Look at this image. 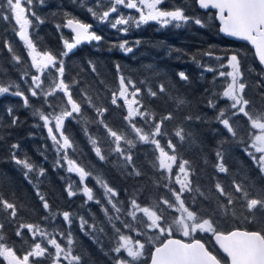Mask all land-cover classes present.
<instances>
[{"label": "trees", "instance_id": "obj_1", "mask_svg": "<svg viewBox=\"0 0 264 264\" xmlns=\"http://www.w3.org/2000/svg\"><path fill=\"white\" fill-rule=\"evenodd\" d=\"M86 1L90 0H85V5H87ZM103 3L106 9L109 0H103ZM2 4L3 0H0V7ZM77 4V0H32L31 5L23 4V6L31 17L29 38L33 40L37 51H49L57 55L58 59L65 62L63 77L65 82L72 84L76 81L70 91L73 99L81 103L83 115L74 114L73 117L66 118L63 131L74 141L76 149L75 152L69 149L68 157L92 173L83 183L78 174L68 172V164L62 154L60 163H57L58 154L48 134V127L40 120L39 115H34L36 109H40L45 114H58L65 106L70 110L63 92L57 91L48 97L43 95L54 87V82H58L59 74L54 68L38 73L31 66L29 49L16 35L15 20L6 8H3V12L10 15V19L0 18V85L8 86L10 83L14 85L9 93L0 94V196L15 203L18 211L17 217L12 222L3 219V214H0V219H3L5 225L0 231L3 232L6 243L14 246L17 255L23 256L29 250L32 237L25 228L22 229L24 239H21L15 235L16 229L21 223H32L39 225L50 236H55L64 248L68 247V234L71 232L73 254L81 255V264H115L118 256H126V254L123 250L119 254L111 250L116 246L118 236L112 223H109L108 216L113 218L119 216V220L113 219L116 227L123 234L143 242L145 236L139 231L124 228L121 223L124 221L139 229V225L127 215L130 211V200L137 199L142 207L160 202L161 207L166 208L167 206L160 200L161 197L174 202L175 198L165 185H169L173 190H179L176 175L179 172L181 159L189 161V179L193 188L192 192L186 191L182 196L186 206L191 205L195 198L194 210L199 208L211 210L215 206L214 203L206 200L200 192L205 196L210 192L218 196L215 189L217 182L234 196L240 194L235 193L233 181L242 183L246 187L254 184L255 187H249L248 191L251 197H256L264 189V173H261L253 156L248 154L254 153L250 147L252 142L250 134L255 133L256 130L252 129L248 117L242 113L232 116L233 110L230 107L232 101L222 95L229 82L227 75L230 71L229 57L238 54L241 82L245 83L243 95L251 102L250 106H246V110L253 116L258 112H264V73L257 64L250 46L224 38L219 32L215 12L200 10L196 0H170L168 9L181 7L189 17L201 19L203 26L194 22L182 23L180 27L175 23L162 26L159 23L147 22L138 27L129 25V31L121 34L109 29V26L103 27L99 24L101 28L98 34L103 37L99 43L80 44L68 56H61L60 54L65 51L64 40L72 42L71 33L63 28L65 19L74 17L89 22L94 17L91 16L92 12L82 13L81 7ZM88 7L93 10L94 4L90 2ZM94 12L101 14L96 8ZM36 17L40 19L37 20ZM95 19L96 16L94 17L96 23ZM109 31L113 33L107 34ZM124 41H127V46L132 48L131 52L125 53L118 47H112ZM136 41L140 43L137 44ZM8 46L11 47V51ZM13 56H19L20 61H15ZM89 61L94 62L96 72L92 71ZM117 65L120 66L119 71ZM180 72L185 73L187 80L180 79L178 75ZM33 75H40L42 82V87L35 89L38 92L36 97L31 96L29 91V88H35L32 83ZM120 76L131 79L135 85V87L128 86V99L130 100V97L133 99L131 93L136 87L140 88L141 92L135 99L143 106L141 110L154 114L148 124L139 116L135 117L137 127L150 132L154 128L152 121H159L167 113H172L173 119L166 120L162 124L164 134L156 137L161 147H164L169 154H172V150L167 147L168 141L171 140L177 146L178 160L173 165L171 174L159 169L157 159L159 150L150 142L137 140L135 147L129 148L121 141V147L126 150V154L127 151L131 152L133 164L140 172L139 176L129 175L128 173L133 171L132 165H127L125 168L126 162L113 151L116 146L114 138L108 135L107 129L99 123V120H104L108 127L118 134H124L129 139H137L135 132L124 119L127 115V105L124 98L118 94ZM161 84L173 96H183L188 103L177 110L174 103L168 99L167 93L159 92ZM15 85L19 86L18 89ZM149 87L157 92L156 97L147 94ZM17 90L28 97L29 107L24 106L22 97L12 94ZM85 92L91 96L95 107L89 106L83 100ZM113 92L117 93L116 104L112 103ZM210 99L217 105L215 108L208 106ZM97 107L106 109L103 116L97 115ZM9 109L12 110L11 114ZM222 109L225 110L226 118L230 119L237 132L235 137L215 119ZM189 115L193 119L185 120ZM197 116L201 119H195ZM13 117L18 119L14 125ZM85 119L89 121L87 125L84 123ZM49 126L53 128V133L59 139V133L55 130V121L51 120ZM177 128H183L185 133L192 132L195 144L190 143L191 138L187 136L186 141L181 142L179 137L175 136ZM89 135L97 139V146L101 148L105 160L102 161L95 155L88 139ZM13 144L18 145V148L13 149ZM246 148L248 151H245ZM218 151L223 153V163L228 169L226 173H220L216 167L221 162L216 155ZM13 152L17 158H27L35 165L36 171L29 173L28 178L25 177L27 169L12 160ZM153 163L156 164L155 167ZM40 168L44 169L43 175L39 172ZM97 176L102 177L103 181L116 191L117 195L113 197V203L122 209L120 213L115 212L108 203L104 189L96 181ZM84 184L93 190L95 197L93 201H88L83 194ZM69 185H72L71 190L75 193L71 197L68 196ZM197 187L200 192L195 191ZM38 192L48 201L50 212L43 208ZM221 200L226 202L223 197ZM104 208L108 209V216L105 215ZM65 211L72 214L70 224L63 218L62 213ZM167 214L171 218L177 216V211L169 209ZM255 215L258 222L252 223L245 221L239 212L235 218L229 215L227 219L220 221L219 228L221 231L235 227L258 230L264 227V209H256ZM137 216L148 222L147 217L142 213H137ZM45 217L47 219H44ZM81 218L87 221L83 230ZM154 231H149L148 234L152 235ZM61 232L64 235L58 234ZM173 235L179 236L176 232ZM165 236L166 234L161 236L155 244ZM194 236L199 237L210 251L225 260V256L212 243L211 233H197ZM42 243L51 253H55V249L47 245L46 240ZM153 246L154 244L146 245L145 255L136 264H147ZM2 260L0 258V261ZM36 264H51V260L47 257L41 258ZM60 264H69L68 260L63 259V255Z\"/></svg>", "mask_w": 264, "mask_h": 264}, {"label": "snow or ice", "instance_id": "obj_2", "mask_svg": "<svg viewBox=\"0 0 264 264\" xmlns=\"http://www.w3.org/2000/svg\"><path fill=\"white\" fill-rule=\"evenodd\" d=\"M164 0H109L112 5L108 10L103 11L102 14L92 12L93 16L99 15L101 21L108 19L110 13H115L117 11L118 5H124L128 9H137L139 11V17L135 20L137 26L147 23L149 21H157L162 26L175 23L177 27H180L182 23L194 22L197 25H202V21L199 18L189 17L185 14V11L181 7H175L173 10H163L160 5ZM199 6L203 9H216L217 17L221 22L220 31L228 36L237 37L242 40L248 41L254 46L256 56L259 59L261 65H264V0H197ZM23 4H32V0H3L2 7H0V18L4 20L10 19V15L14 18L16 25L19 26V31L17 35L21 40L24 41L25 45L29 49L28 55L31 57V66L35 68L38 73H44L49 68H54L59 74L60 79L58 82H54V87H51L49 91L44 92L45 97L53 95L57 91L63 92L64 96L67 97V105H70V110L67 106L63 107L58 114L48 113L45 114L40 109H36L34 115H39L40 120L44 122V125L48 127V134L53 141V146L58 154L57 163H60V156L67 161L68 172L76 173L79 175L81 183H83L86 177L91 176L90 171H86L84 167H81L76 163L75 160L68 157V150L72 149L73 152L76 151L74 146V141H72L69 136L64 134L63 124L66 118L73 117L74 114L83 115L81 103L73 99L72 92L70 89L76 81L72 84L66 83L63 79L65 74V62L62 59H58L57 55L52 52L37 51L33 40L29 38V25L32 23L31 20L25 15L26 9ZM3 8H6L8 14H4ZM146 10V11H145ZM33 15H35L33 13ZM39 20V17H36ZM133 18L119 17L116 19L115 23H112V27L116 28L117 25H129L132 23ZM42 22V21H41ZM67 26L75 33L72 42L64 40V49L60 55L68 56L69 53L80 45L84 41H101L102 37L97 35L95 32L91 31V25L87 23H82L79 20L68 19ZM121 31H127V28L120 29ZM137 44L140 41H136ZM128 42L124 41L118 45H112V47H118L125 53L132 51L131 47L127 46ZM7 46V45H6ZM9 51L11 47L8 46ZM210 54V53H209ZM13 59L17 62L20 61L19 56H13ZM219 59V57H217ZM89 65L92 67V71L96 72V67L94 62L89 61ZM57 64L59 67H57ZM229 64L232 71L227 75L231 77V83L228 84L227 88L223 91V97L232 101L230 107L233 110L232 116H236L238 113H242L245 117H248L252 129L258 130L255 133L250 134L252 143L251 148L255 149V152L261 155L257 159L254 153L249 152L248 154L253 156L256 163L260 167L261 173H264V112H258L255 116L251 115L249 111L246 110V106H250L251 102L245 99L243 92L245 89V83L241 82V69L240 60L238 59V54H233L229 57ZM119 65H117V70L119 71ZM211 71V69H209ZM27 75V73H24ZM181 80H187V76L184 72L178 73ZM224 75V73H221ZM127 78L120 76L119 79V96L124 98V102L127 105V115L124 119L129 123L133 132L136 134V140L127 138L124 134H118L112 128L104 122V120H99V123L104 125L107 129V133L110 137L114 138L115 148L113 151L118 153L125 163V168L127 165H132L133 171L128 173L129 175L139 176L140 172L136 170L133 164V157L130 151H127L121 147V141L133 148L136 145L137 140L139 142L151 143L156 146L159 150L158 164L159 169L166 170L171 174L173 165L177 163L178 156L176 154V145L173 144L171 140L168 141L167 147L172 150V154L165 151L164 147H161L160 141L156 139L157 136L163 135L162 124L166 120L173 119L171 112L164 115L159 121H152L154 123V128L150 132H145L143 128L137 127L135 123V117L139 116L144 119L145 123L148 124L151 120L153 113L146 110H141L143 107L140 101L135 99L141 89L136 87L135 91L131 93L133 99H128V86L133 84L131 79H127V84L125 80ZM32 83L35 88H29L31 96L36 97L38 92L35 89L42 87L40 75L32 76ZM11 83L8 86L0 85V94L9 93L10 88L13 87ZM18 89V85H15ZM160 93H167L168 99L172 101L177 110H180L185 106L188 101L183 96H173L165 88L163 84L159 88ZM15 96L23 98V104L25 107H29V99L24 95L22 91H15L12 93ZM147 94L151 97H156L157 92L153 91L151 87L148 88ZM83 100L86 101L89 106L95 107L93 104L91 96H88L85 92ZM47 103V100H45ZM112 103H117V93L113 92ZM134 105L136 107H134ZM51 106V105H50ZM208 106L215 108L217 105L213 100L208 101ZM9 114L12 110L9 109ZM106 109L102 107H97L96 112L98 116H103ZM192 116H186L185 120L191 121ZM195 119H201L200 116L195 117ZM216 120L221 123L233 137L237 135L236 130L230 123V119L226 118L225 110H221L219 114L215 117ZM55 121V130L59 133V139L53 133V128L49 126L50 121ZM18 119L13 117L12 124H16ZM89 121L84 120L85 125ZM151 127V125H149ZM85 133L87 134V127H85ZM175 136L179 137L181 142L186 141V136L191 138L190 143L195 144V137L192 132L185 133L183 128H177L175 131ZM89 142L93 147L95 155L100 160H105V155L102 154V150L97 146V139L89 135ZM13 149H17L18 145L13 144ZM245 151H248L246 148ZM217 157L220 158L221 162L216 165L220 173H226L228 169L223 163V153L217 152ZM12 160L15 161L17 165H22L25 172V177L28 178L29 173L35 172L36 167L33 163L29 162L27 158L19 159L17 158L15 152L12 153ZM156 164L153 163V167ZM39 172L41 175L44 173V169L40 168ZM189 161L181 159L179 162V172L176 176V183L179 184V190H173L169 185L165 187L169 188L172 196L175 198L174 202L167 198L161 197L163 205L167 207H161L160 202L151 204L150 206L142 207L137 199L132 198L130 200V211L127 215L131 216L132 220L139 225V229L133 226V224L123 223L124 228L131 229L132 231H139L141 235L145 236L146 239L141 242L139 239H133L131 236L125 235L121 232L119 228L113 223V219L119 220L120 217L108 216V209L104 208V213L108 216L109 223H112L113 229L118 236V241L116 246L111 250L117 254L123 252L126 256H118L115 259V264H136L142 256L145 255L146 245L155 244L156 241L160 240V237L167 234L168 239L162 243L155 244L154 251L151 252V264H264V227L258 230H242L240 228H235L231 231H221L219 228L220 221L222 219H227L229 215L232 217H237L239 212L240 216L247 222H258L255 215V210L260 208L264 209V189L257 194L256 197H251L248 191L249 187H255L254 184L246 187L242 183H236L233 181L235 193H239V196H234L231 192L225 190L220 182L215 184L216 192L218 196L209 193L205 196L203 192L197 187L195 191L200 192L201 196L212 203L214 207L209 209L199 208L194 210L195 198H193L192 204L186 206L185 199H182L183 194L188 191L192 192V182L189 179ZM96 181L104 189V195L111 204L112 209L120 213L122 209L117 207L116 203H113V197L117 195L116 191L110 187L106 182L103 181L102 177L97 176ZM72 185L68 187V196H73L75 193L71 190ZM83 194L87 197L88 201H93L95 199L93 190L89 188L86 184L82 188ZM43 202V208L50 212V205L45 197L37 193ZM221 197L226 199V202L221 200ZM99 203V201H96ZM156 209V210H153ZM169 209H175L180 213L179 216H172L169 218L167 214ZM10 210V211H9ZM137 213H142L144 217H147V221L142 217H138ZM0 214H3V219H7L9 222L15 220L18 215L17 205L15 203L9 202L0 196ZM51 214V213H50ZM65 221L71 223L72 214L65 211L62 213ZM3 219H0V230L4 228ZM44 219H47L45 217ZM87 221L81 218V229H84ZM27 229L31 234L32 243L29 250L23 255L18 256L17 251L14 246H9L6 243V238L2 231H0V257L3 258L7 264H36L41 258H49L51 264H60V258L63 255V259L68 260L69 264H81V255L73 254V239L71 238V232L68 234L67 244L68 247H62L61 243L57 241L55 236H50L45 230H42L39 225L32 223H21L16 229L15 235L24 239L22 229ZM154 231V234L149 235V231ZM103 231V229H100ZM158 232V234H156ZM174 232L181 233L184 237H191L190 242H185L181 239L172 238ZM211 233L219 245V248L226 254L227 261L223 260L218 255L210 251L205 243H202L200 239H195L194 234L196 233ZM59 235H64V233H58ZM88 234V233H86ZM39 237V239H38ZM46 240L47 245L52 246L55 249V253H51L47 246H44L42 241ZM27 242V241H25ZM99 242V241H97ZM32 258V261H30Z\"/></svg>", "mask_w": 264, "mask_h": 264}, {"label": "flooded vegetation", "instance_id": "obj_3", "mask_svg": "<svg viewBox=\"0 0 264 264\" xmlns=\"http://www.w3.org/2000/svg\"><path fill=\"white\" fill-rule=\"evenodd\" d=\"M85 0H77L78 4L77 6L81 7V10H82V13L84 12H90L89 11V7L88 5L90 4V2L92 4H94V7H93V11H94V8H96V10H99L103 13V11L105 10L104 7V3H103V0H90V1H86V4L85 5ZM169 2L170 0H164V2L160 5V7L163 9V10H168L167 8H169ZM112 5L109 3V5H107V8L106 10H108ZM79 10V9H78ZM105 10V11H106ZM101 13V14H102ZM131 13H139V11L137 9H128L126 6L124 5H118L117 6V11L115 13H110L108 19H107V22L110 24V29H114L115 31H117L118 33H122V32H125V31H121L120 29H123L126 27V25H117L116 28H113L111 25L112 23H115L116 19L119 18V17H123L125 15V18L127 19L128 18V15L131 14ZM100 22V21H99ZM87 24H90L93 28V30L96 32L97 34V30L100 31L99 28H101V25H103V27H105L104 24H101L99 25L96 24L94 22V20H89V22H87ZM97 29V30H96ZM98 35V34H97Z\"/></svg>", "mask_w": 264, "mask_h": 264}, {"label": "water", "instance_id": "obj_4", "mask_svg": "<svg viewBox=\"0 0 264 264\" xmlns=\"http://www.w3.org/2000/svg\"><path fill=\"white\" fill-rule=\"evenodd\" d=\"M196 3H197V0H196ZM197 5H198V7H199L200 10H208V9H203V8H201V7L199 6L198 3H197ZM209 9H211V10H213V11L215 12V17H216L217 22L219 23V30H220L221 22L219 21V19H218V17H217V10H216V9H212V8H209ZM67 21H68V19L65 21L64 28H65V30H67V31H69V32L72 33V36H73V39H74L75 33L71 30V28H69V27L67 26ZM220 33H221L225 38H227V39H230V40H233V41L244 42V43L248 44V45L251 47V49H252V52H253V55H254V58H255L257 64L260 66V68H261V69L263 70V72H264V65H261V64H260L259 59H258V57L256 56L255 48H254L253 45H251L248 41L242 40V39H240V38L232 37V36H228V35L222 33L221 31H220ZM87 42H89V41H84V42H82V43H87ZM95 42H98V41H95ZM233 229H235V228H232V229H230V230H228V231H231V230H233ZM240 229H242V228H240ZM242 230H244V229H242ZM225 232H227V231H225ZM172 238H174V239H181V240H184V239H182V238L175 237V236H172ZM166 239H168V237H166L163 241H165ZM211 239H212L214 245L216 246V248H217V249H218V250H219V251H220V252L226 257V254L223 253V251L219 248V245L216 243V240H215V238L213 237L212 234H211ZM163 241H162V242H163ZM184 241H185V242H190V241H186V240H184ZM162 242H161V243H162ZM201 242H202V241H201ZM202 243H203V242H202ZM154 248H155V246L153 247L152 251H154ZM226 260H227V257H226ZM148 264H151V255H150V259H149Z\"/></svg>", "mask_w": 264, "mask_h": 264}, {"label": "rangeland", "instance_id": "obj_5", "mask_svg": "<svg viewBox=\"0 0 264 264\" xmlns=\"http://www.w3.org/2000/svg\"><path fill=\"white\" fill-rule=\"evenodd\" d=\"M23 6V5H22ZM24 7V6H23ZM146 11V10H145ZM46 14H48V13H46ZM25 15L30 19L31 17H30V15L28 14V12H27V10H26V12H25ZM91 16H92V13H91ZM100 22H99V24L100 23H107L108 25H110L107 21H101L99 18H97ZM15 25H16V23H15ZM17 26V31H16V35H17V33H18V31H19V26L18 25H16ZM16 26H14V27H16ZM18 36V35H17ZM19 37V36H18ZM24 46L27 48V46L24 44ZM232 71V68H231V66H230V71L229 72H231ZM231 83V77L229 76V82H228V84H230ZM228 84H227V86H228ZM227 86H226V88H227ZM132 98L130 97V100H131ZM227 99V98H226ZM250 122V121H249ZM258 130H256V132H257ZM252 143V142H251ZM252 150H253V152H254V154H255V157L258 159L259 158V156L261 155L260 153H257V152H255V149L254 148H252ZM253 158V157H252ZM255 162H256V160H255ZM258 165V164H257ZM260 168V167H259ZM164 171H166V170H164ZM177 176V175H176ZM180 215V213L177 211V216H179ZM177 234H179V235H182L181 233H179V232H176ZM199 233V232H198ZM157 234H158V232H157ZM197 234V233H196ZM167 235V234H166ZM195 235V234H194ZM183 236V235H182ZM184 237V236H183ZM125 253V252H124ZM126 254V253H125ZM0 258H2V257H0ZM3 259V258H2ZM0 264H7V262L6 261H4V260H2V261H0Z\"/></svg>", "mask_w": 264, "mask_h": 264}, {"label": "bare ground", "instance_id": "obj_6", "mask_svg": "<svg viewBox=\"0 0 264 264\" xmlns=\"http://www.w3.org/2000/svg\"><path fill=\"white\" fill-rule=\"evenodd\" d=\"M72 8H73V7H72ZM137 27H138V26H137ZM137 27H136V28H137ZM102 38H103V37H102Z\"/></svg>", "mask_w": 264, "mask_h": 264}]
</instances>
